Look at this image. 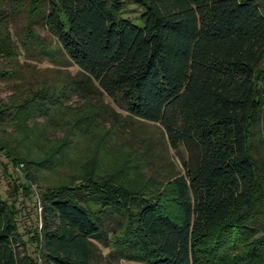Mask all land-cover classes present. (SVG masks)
Returning a JSON list of instances; mask_svg holds the SVG:
<instances>
[{"label": "trees", "instance_id": "1", "mask_svg": "<svg viewBox=\"0 0 264 264\" xmlns=\"http://www.w3.org/2000/svg\"><path fill=\"white\" fill-rule=\"evenodd\" d=\"M30 1L29 24L78 66L73 88L101 90L191 151L151 193L112 181L46 191L43 264H96L94 239L142 264H264V0ZM24 260L0 193V264Z\"/></svg>", "mask_w": 264, "mask_h": 264}, {"label": "rangeland", "instance_id": "2", "mask_svg": "<svg viewBox=\"0 0 264 264\" xmlns=\"http://www.w3.org/2000/svg\"><path fill=\"white\" fill-rule=\"evenodd\" d=\"M37 11L30 0H0V193L15 214L25 264L44 261L42 201L49 189L112 181L151 193L184 171L191 154L186 144L172 146L159 122L128 116L101 90L84 95L73 88L78 66L41 21L29 24ZM165 191L171 197V186ZM166 203L177 212L174 201ZM94 240V263L142 264L114 258Z\"/></svg>", "mask_w": 264, "mask_h": 264}]
</instances>
